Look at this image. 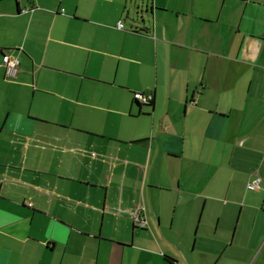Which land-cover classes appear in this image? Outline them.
Returning a JSON list of instances; mask_svg holds the SVG:
<instances>
[{
	"label": "crops",
	"instance_id": "0c3cea01",
	"mask_svg": "<svg viewBox=\"0 0 264 264\" xmlns=\"http://www.w3.org/2000/svg\"><path fill=\"white\" fill-rule=\"evenodd\" d=\"M0 264H264V0H0Z\"/></svg>",
	"mask_w": 264,
	"mask_h": 264
},
{
	"label": "built area",
	"instance_id": "2783aa9c",
	"mask_svg": "<svg viewBox=\"0 0 264 264\" xmlns=\"http://www.w3.org/2000/svg\"><path fill=\"white\" fill-rule=\"evenodd\" d=\"M24 9L23 11H25ZM124 24L120 21L117 25V28L122 29ZM3 65L5 66L7 70L8 77H16L19 66H20V60L17 57H8L5 56L3 59ZM153 93H135L134 97L135 100H140L145 103H149L153 100L154 96ZM261 177L257 176L254 178V180L249 184L250 188H256L260 186ZM134 222L138 225H145L147 223V219L144 215H141V208L135 209V210H128L125 212Z\"/></svg>",
	"mask_w": 264,
	"mask_h": 264
},
{
	"label": "rangeland",
	"instance_id": "374dc122",
	"mask_svg": "<svg viewBox=\"0 0 264 264\" xmlns=\"http://www.w3.org/2000/svg\"><path fill=\"white\" fill-rule=\"evenodd\" d=\"M25 11H26V12H30V11H32V7L26 8ZM15 20H17V19H15Z\"/></svg>",
	"mask_w": 264,
	"mask_h": 264
},
{
	"label": "trees",
	"instance_id": "16d2710c",
	"mask_svg": "<svg viewBox=\"0 0 264 264\" xmlns=\"http://www.w3.org/2000/svg\"><path fill=\"white\" fill-rule=\"evenodd\" d=\"M154 96V95H153ZM153 101H154V98H153V100L151 101V102H149V103H147V104H152L153 103Z\"/></svg>",
	"mask_w": 264,
	"mask_h": 264
}]
</instances>
